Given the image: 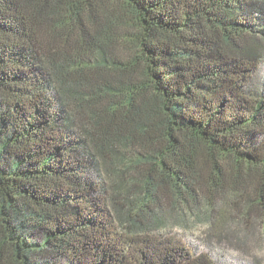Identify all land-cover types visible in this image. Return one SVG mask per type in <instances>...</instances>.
I'll return each mask as SVG.
<instances>
[{
	"label": "trees",
	"instance_id": "trees-1",
	"mask_svg": "<svg viewBox=\"0 0 264 264\" xmlns=\"http://www.w3.org/2000/svg\"><path fill=\"white\" fill-rule=\"evenodd\" d=\"M263 64L264 0H0V264H217L163 232L200 214L264 233Z\"/></svg>",
	"mask_w": 264,
	"mask_h": 264
},
{
	"label": "rangeland",
	"instance_id": "rangeland-1",
	"mask_svg": "<svg viewBox=\"0 0 264 264\" xmlns=\"http://www.w3.org/2000/svg\"><path fill=\"white\" fill-rule=\"evenodd\" d=\"M261 68L260 76L264 79V64ZM200 216L201 220L195 217L186 224L171 222L163 232L186 242L197 254H208L217 264H264V233L256 218L251 219L256 226L244 222L239 228L242 230L249 225L248 230L219 240L215 231L210 229L208 216Z\"/></svg>",
	"mask_w": 264,
	"mask_h": 264
}]
</instances>
